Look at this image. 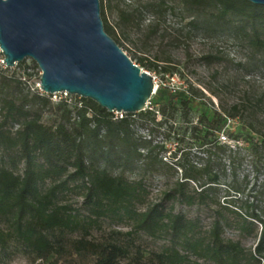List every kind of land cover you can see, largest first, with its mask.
<instances>
[{"label": "trees", "instance_id": "trees-1", "mask_svg": "<svg viewBox=\"0 0 264 264\" xmlns=\"http://www.w3.org/2000/svg\"><path fill=\"white\" fill-rule=\"evenodd\" d=\"M106 1L111 9L117 0ZM143 8L158 22L178 10L193 30L227 33L247 47L246 61L237 65L264 73V5L145 0L119 9L117 18L129 23ZM100 12L106 33L121 47L102 0ZM26 81L0 70V256H22L31 264H123L127 258L136 264H264V86L227 109L201 113L190 127L200 136L198 159L181 160L180 177L163 199L144 205L150 182L168 166L156 151L161 146L139 134L138 126L156 122L168 105L155 102L156 109L118 116L84 97L54 101ZM182 104L188 114V101ZM47 110L51 119L45 121ZM233 119L240 120L238 127L225 128ZM223 188L225 196H234L226 204ZM71 192L81 197L79 204L64 201ZM105 220L128 229L97 236ZM228 227L238 238L226 237ZM132 235L161 243L133 250ZM250 236L255 242L246 248L241 238Z\"/></svg>", "mask_w": 264, "mask_h": 264}, {"label": "rangeland", "instance_id": "rangeland-1", "mask_svg": "<svg viewBox=\"0 0 264 264\" xmlns=\"http://www.w3.org/2000/svg\"><path fill=\"white\" fill-rule=\"evenodd\" d=\"M145 0H117L111 9L107 1L102 0L105 16L109 25L115 28L117 35L123 41L122 50L130 57L133 53L141 57L143 64H136L142 70L152 75L156 87L148 101V107L156 109L155 102L168 105L166 114L157 115L156 122H150L147 126L139 124L138 133L158 143L156 151L162 161L167 164L166 172L162 176L155 177L149 185L144 205L155 203L163 199L164 191L169 188L174 180L180 177V161L197 160L199 157L198 132L192 133L190 127L197 123L201 113L213 114L221 106L228 108L232 103L242 99L245 92H252L263 88L264 73L250 68L239 66L237 61H246L248 56L245 44L231 38L227 33L204 34L193 30L186 25L188 18L176 11V14H166L164 20L159 22L154 19L151 12L142 9L139 17L135 16L131 22H122L117 18L119 9H131ZM120 29L124 34H120ZM212 55L214 58H205ZM217 57V58H216ZM3 55L0 52V70L5 74H15L26 79V84L38 88L40 71L33 67L30 58L23 61L24 65L6 67L2 63ZM135 62V61H134ZM149 63L150 66L147 67ZM164 69H168L165 71ZM27 73L30 74L28 77ZM24 76V77H23ZM193 88V92L191 89ZM216 93V95L212 94ZM77 98L71 96L76 102ZM182 100L188 101V114H184ZM51 111H45L43 119H51ZM118 115V112H115ZM119 116V115H118ZM158 121V122H157ZM160 122V123H159ZM240 124L239 119L228 120L227 127L235 129ZM153 128V130H149ZM222 134V131H221ZM220 141L233 144L222 135ZM221 202L226 204L224 188L220 191ZM64 201L73 205L81 202V197L75 192L68 193ZM180 205L176 204V209ZM193 214L196 208L188 209ZM203 226L207 227L208 217L202 212ZM112 228L127 231L128 227L118 226L105 220L101 228L95 231L98 236L108 233ZM226 237L238 238L232 227L225 230ZM125 238V237H124ZM128 238V237H126ZM241 241L246 248L254 245V237H242ZM133 250L137 246L146 249H158L161 241L145 236L132 235ZM0 264H31L22 256L8 259L0 256ZM45 264V263H43ZM123 264H136L132 258H127Z\"/></svg>", "mask_w": 264, "mask_h": 264}, {"label": "water", "instance_id": "water-1", "mask_svg": "<svg viewBox=\"0 0 264 264\" xmlns=\"http://www.w3.org/2000/svg\"><path fill=\"white\" fill-rule=\"evenodd\" d=\"M0 52L6 67L33 60L41 91H67L109 112L144 110L154 93L152 75L106 33L100 0H0Z\"/></svg>", "mask_w": 264, "mask_h": 264}, {"label": "built area", "instance_id": "built-area-1", "mask_svg": "<svg viewBox=\"0 0 264 264\" xmlns=\"http://www.w3.org/2000/svg\"><path fill=\"white\" fill-rule=\"evenodd\" d=\"M38 89H39V87H38ZM47 94H49L51 96V99L54 101H57L61 98H66L67 100H71V96H73L72 94L68 93L67 91H59V92H53V93H47ZM147 107H148V102H147ZM122 113L123 112H119L117 114L119 116H122Z\"/></svg>", "mask_w": 264, "mask_h": 264}, {"label": "bare ground", "instance_id": "bare-ground-1", "mask_svg": "<svg viewBox=\"0 0 264 264\" xmlns=\"http://www.w3.org/2000/svg\"><path fill=\"white\" fill-rule=\"evenodd\" d=\"M155 87H156V84H155Z\"/></svg>", "mask_w": 264, "mask_h": 264}]
</instances>
